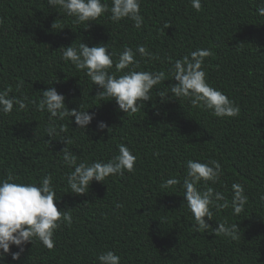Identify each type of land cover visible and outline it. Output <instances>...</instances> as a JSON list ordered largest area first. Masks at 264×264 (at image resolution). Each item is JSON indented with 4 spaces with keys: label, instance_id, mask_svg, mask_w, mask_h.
Listing matches in <instances>:
<instances>
[{
    "label": "trees",
    "instance_id": "1",
    "mask_svg": "<svg viewBox=\"0 0 264 264\" xmlns=\"http://www.w3.org/2000/svg\"><path fill=\"white\" fill-rule=\"evenodd\" d=\"M258 6L261 0H202L196 11L189 0H141V28L127 18L113 22L109 14L87 28L47 0H0V90L11 87L10 95L38 101L55 81L51 86L69 109L81 104L95 114L82 130L74 117L49 121L31 103L24 111L14 105L10 114L0 113V179L38 183L51 175L58 210L73 217L71 226L56 229L53 248L28 243L20 260L9 255L8 264H98L97 256L108 250L121 264H264V16ZM81 42L107 43L115 53L142 44L153 58L137 54V70L164 72L166 81L155 86L152 101L124 113L114 100L96 97L90 78L60 58V47ZM197 48L212 50L204 62L207 82L234 101L239 115L218 118L185 98L169 94L162 102L157 96L174 83L172 63ZM99 121L109 131H99ZM52 123L66 128L55 140L45 131ZM64 139L72 141L67 147L78 162L88 163L108 161L125 144L137 157L134 169L73 194L66 182L72 168L59 152ZM189 159L221 163L223 174L210 186L229 204L231 185L244 186L248 201L239 215L227 207L205 218L213 228L225 220L237 224V239L193 227L182 190ZM172 177L181 183L161 188Z\"/></svg>",
    "mask_w": 264,
    "mask_h": 264
},
{
    "label": "clouds",
    "instance_id": "2",
    "mask_svg": "<svg viewBox=\"0 0 264 264\" xmlns=\"http://www.w3.org/2000/svg\"><path fill=\"white\" fill-rule=\"evenodd\" d=\"M189 2L193 9L200 11L202 0ZM47 3L73 17L77 24L86 22L87 28L104 14H109L108 18L117 23L126 18L131 19L137 29L144 22L140 12L141 0H111L110 4L105 0H47ZM261 5H264V0H261ZM256 11L258 15L264 16V6H258ZM2 23L3 20H0V24ZM59 49L63 61L70 62L90 78L92 85L97 88L96 97L101 101L114 100L118 109L124 113H136L142 103L152 101L151 92L155 86L166 81L164 72L137 70L140 68L137 54L141 58H153V53L142 44L135 49L125 46L119 53L111 51L107 43L89 46L81 42L77 46L71 44ZM212 54L211 49L197 48L176 59L170 69L174 83L157 90L161 101L169 99L171 94V98H185L193 107H202L218 118L239 115L240 109L234 101L207 82L204 62ZM53 83L40 92L38 101H29L23 94L22 97L10 95L13 91L11 87L0 90V113L10 114L14 105L18 106V110L24 111L27 110L28 103H31L36 111L46 112L49 121H63L74 117L77 128L85 130L95 114H90V108L85 110L81 104L78 109H69L65 96L51 86ZM22 86V82L18 83L16 90L19 91ZM106 128L108 125L104 121L98 122L99 131ZM45 131L48 137L55 140L60 133L66 132V128L63 124L52 123ZM62 142L65 147L59 152L63 162L72 168L67 173L66 182L73 194H85L93 181L103 182L109 176H122L126 171L131 172L136 163L137 157L125 144H120L118 154L108 161L94 160L88 163L78 162V156L67 147L72 142L70 139ZM222 174V165L217 160L200 162L189 159L182 183L184 203L193 216V227L197 232L211 231L215 236L224 235L235 240L239 232L237 224L228 225L225 220L213 228L207 222L213 220V209L231 207L233 215H239L248 201L244 186L240 183L234 182L231 185L230 204L222 192L210 186L216 184ZM180 183L176 177L168 178L161 183V188L169 189ZM260 198L264 200V194ZM59 200L56 198L51 175L44 176L38 183L16 182L12 176L0 179V264H8L9 255L13 261H19L25 245L37 240L43 246L53 248L56 229L61 224L71 226L73 222L69 212L58 210ZM116 207L122 205L117 204ZM13 246L18 250L12 252ZM96 259L98 264H121V257L111 250L101 252Z\"/></svg>",
    "mask_w": 264,
    "mask_h": 264
}]
</instances>
